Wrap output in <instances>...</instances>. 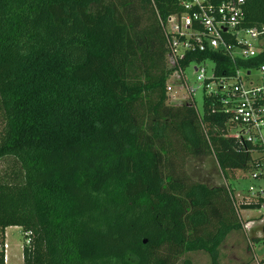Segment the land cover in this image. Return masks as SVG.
I'll return each instance as SVG.
<instances>
[{"label": "trees", "instance_id": "1", "mask_svg": "<svg viewBox=\"0 0 264 264\" xmlns=\"http://www.w3.org/2000/svg\"><path fill=\"white\" fill-rule=\"evenodd\" d=\"M243 1V26L264 27V0ZM178 11L176 0H0V161L17 166L0 178V244L21 228L23 264H177L195 252L219 264L241 230L232 191L194 181L186 162L210 156L224 178L259 171L264 145L229 136L219 96H203L201 114L167 104L160 20ZM260 39L249 60L187 62L209 60L217 77L256 70Z\"/></svg>", "mask_w": 264, "mask_h": 264}, {"label": "built area", "instance_id": "2", "mask_svg": "<svg viewBox=\"0 0 264 264\" xmlns=\"http://www.w3.org/2000/svg\"><path fill=\"white\" fill-rule=\"evenodd\" d=\"M176 1L179 11L160 20L171 69L165 85L167 104L195 108L198 90L206 97L219 96L222 110L229 116L228 123L233 124L229 136L252 143L257 138L262 142L264 64L256 70L236 68L230 76L217 77L213 62L187 61L189 55L204 53L226 56L232 62L255 58L263 52L260 37L264 35V27L243 26V0ZM185 62L187 65H183ZM191 77L196 86L191 84ZM248 192L246 204H258L264 212V192L252 188ZM249 225L245 224L244 229H249ZM5 248V244H0L4 264Z\"/></svg>", "mask_w": 264, "mask_h": 264}, {"label": "rangeland", "instance_id": "3", "mask_svg": "<svg viewBox=\"0 0 264 264\" xmlns=\"http://www.w3.org/2000/svg\"><path fill=\"white\" fill-rule=\"evenodd\" d=\"M190 81L193 86L197 85L192 77ZM256 81L259 82L257 78ZM256 81L253 79V84H256ZM194 99L196 111L201 114L202 90H198ZM261 140L264 145V128L261 132ZM186 170L194 181L208 187H228L232 191L237 206L248 200L250 197L249 188L264 192V176L256 178L257 174L264 175V165L259 171H229L224 178L214 159L208 156L188 159ZM15 172H17V166L10 158L0 161V178L6 175L11 176ZM239 217L242 228L240 231L231 232L223 241L219 248V264H264V212L262 210L239 211ZM248 223H250L249 229H244V225ZM24 243L25 239L21 228L10 227L6 229L4 233L6 264H23L22 248ZM186 259L191 264H209V257L203 252L186 254L177 264H182L183 260Z\"/></svg>", "mask_w": 264, "mask_h": 264}, {"label": "water", "instance_id": "4", "mask_svg": "<svg viewBox=\"0 0 264 264\" xmlns=\"http://www.w3.org/2000/svg\"><path fill=\"white\" fill-rule=\"evenodd\" d=\"M239 211H260V205L258 204H240L238 206Z\"/></svg>", "mask_w": 264, "mask_h": 264}, {"label": "crops", "instance_id": "5", "mask_svg": "<svg viewBox=\"0 0 264 264\" xmlns=\"http://www.w3.org/2000/svg\"><path fill=\"white\" fill-rule=\"evenodd\" d=\"M6 231V230H5Z\"/></svg>", "mask_w": 264, "mask_h": 264}]
</instances>
